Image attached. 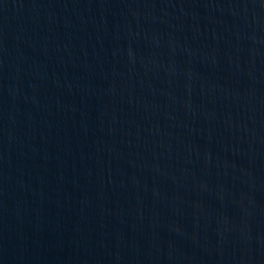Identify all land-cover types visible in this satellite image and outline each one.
I'll list each match as a JSON object with an SVG mask.
<instances>
[{"label":"water","instance_id":"1","mask_svg":"<svg viewBox=\"0 0 264 264\" xmlns=\"http://www.w3.org/2000/svg\"><path fill=\"white\" fill-rule=\"evenodd\" d=\"M0 264H264V0H0Z\"/></svg>","mask_w":264,"mask_h":264}]
</instances>
